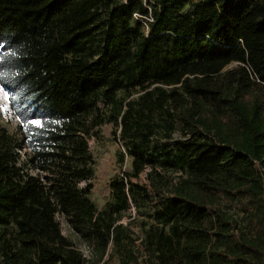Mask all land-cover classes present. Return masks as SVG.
I'll use <instances>...</instances> for the list:
<instances>
[{
    "label": "trees",
    "instance_id": "1",
    "mask_svg": "<svg viewBox=\"0 0 264 264\" xmlns=\"http://www.w3.org/2000/svg\"><path fill=\"white\" fill-rule=\"evenodd\" d=\"M0 85V264H264V0H0ZM105 124L131 168L99 208Z\"/></svg>",
    "mask_w": 264,
    "mask_h": 264
},
{
    "label": "rangeland",
    "instance_id": "2",
    "mask_svg": "<svg viewBox=\"0 0 264 264\" xmlns=\"http://www.w3.org/2000/svg\"><path fill=\"white\" fill-rule=\"evenodd\" d=\"M234 65L235 63H232L228 67ZM0 124L6 127L12 134L17 135L19 132V120L10 107L7 91L1 85ZM113 130L114 127L112 124H105L100 129L98 136H94L89 139L90 150L96 160V164L94 166L95 176L92 179L93 191L90 197L99 208H102L110 198L111 179L117 174H122L124 170H129L131 168V159L128 156L122 160L121 153L125 152V148L122 142H120L114 135ZM177 135L178 134L176 133V136ZM23 156H25V154H23ZM27 170H29L32 174L38 173V171L33 167H27ZM149 170V168H146L140 173V175L133 176L132 181L146 183L148 181L147 172ZM169 176L176 178L178 176V172H169ZM80 184L81 186H84L86 182H81ZM151 207L152 202H142L140 208L134 203L130 204V208L128 210L129 215H125L122 221L127 223L129 220H132L131 227L134 237L138 238L143 234V228L141 226V222L143 220L152 221V219H149L147 215L150 211H152ZM59 219L61 221L63 233L75 241L80 248H83L86 244L81 242L75 232L67 225L62 217H59ZM110 264H115V262L113 261Z\"/></svg>",
    "mask_w": 264,
    "mask_h": 264
},
{
    "label": "built area",
    "instance_id": "3",
    "mask_svg": "<svg viewBox=\"0 0 264 264\" xmlns=\"http://www.w3.org/2000/svg\"><path fill=\"white\" fill-rule=\"evenodd\" d=\"M85 247H86V248H85ZM81 250H82L84 256H87V257H88V256L91 255V251H92L91 247H89V246H87V245H84V247L81 248Z\"/></svg>",
    "mask_w": 264,
    "mask_h": 264
},
{
    "label": "snow or ice",
    "instance_id": "4",
    "mask_svg": "<svg viewBox=\"0 0 264 264\" xmlns=\"http://www.w3.org/2000/svg\"><path fill=\"white\" fill-rule=\"evenodd\" d=\"M33 123L39 124V123H40V121H38V120H37V121H33Z\"/></svg>",
    "mask_w": 264,
    "mask_h": 264
}]
</instances>
